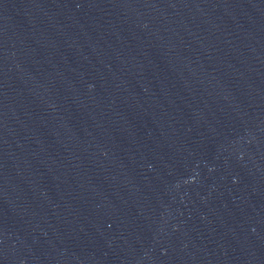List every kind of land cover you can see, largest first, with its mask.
<instances>
[{
  "label": "water",
  "instance_id": "obj_1",
  "mask_svg": "<svg viewBox=\"0 0 264 264\" xmlns=\"http://www.w3.org/2000/svg\"><path fill=\"white\" fill-rule=\"evenodd\" d=\"M0 264H264V0H0Z\"/></svg>",
  "mask_w": 264,
  "mask_h": 264
}]
</instances>
